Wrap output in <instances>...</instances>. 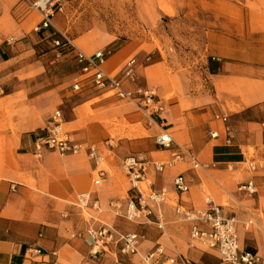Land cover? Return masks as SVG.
Instances as JSON below:
<instances>
[{
  "label": "crops",
  "instance_id": "0c3cea01",
  "mask_svg": "<svg viewBox=\"0 0 264 264\" xmlns=\"http://www.w3.org/2000/svg\"><path fill=\"white\" fill-rule=\"evenodd\" d=\"M14 1L4 0V6ZM32 19L26 18L22 25L29 26ZM57 23L58 18L49 27L38 22L34 29L0 41V81L2 75L7 78L1 70L8 64L19 63L21 72L42 67L49 54L45 49L57 40ZM217 39L227 43L226 49L218 50ZM110 42L97 33L84 32L58 54L66 60L75 58L78 51L92 55ZM204 47V67L193 71L196 77L183 76L179 89L163 81L160 67L142 63L146 51L135 39L103 64L105 73L119 76L125 64L135 60L134 78L121 82L132 97L93 86L76 63L73 93L58 94L55 101L46 97L0 101L1 110L19 108L15 114L0 111V123L16 122L15 131L0 129V264H114L111 256L122 254L116 243L91 255L84 238L88 228L101 226L138 235V253L123 254L129 258L122 264H146L141 255L158 244L166 254L210 263L213 257L208 254L219 259L218 253L198 242L190 246V225L175 211L176 207L199 209L207 198L234 216L241 249L264 259V168L253 172L248 166L250 161H264V28H248L241 35L212 33ZM148 90L162 99L158 101L162 110L154 111L153 103H145L138 92ZM54 110L60 112L71 143L80 145L77 153L60 155L44 149L37 154L35 141L45 134ZM162 129L171 133L176 145L193 153L200 166L194 168L183 159L155 170L153 163L172 158L175 149V145L167 149L156 142ZM208 130L217 137L211 138ZM90 145L102 155L101 161L90 159ZM139 153L148 161V187L166 189L167 196L151 205L154 214L150 218L130 221L123 212L133 191L123 161ZM178 174L189 184L186 193L173 190ZM96 179H100L98 184ZM248 181L254 192L239 188ZM85 192L89 201L81 207L77 195ZM156 215L161 217V228Z\"/></svg>",
  "mask_w": 264,
  "mask_h": 264
},
{
  "label": "rangeland",
  "instance_id": "374dc122",
  "mask_svg": "<svg viewBox=\"0 0 264 264\" xmlns=\"http://www.w3.org/2000/svg\"><path fill=\"white\" fill-rule=\"evenodd\" d=\"M36 1L15 0L5 7L4 0H0V41L38 25L41 16L33 6ZM61 7L52 17L58 18L55 39L73 40L84 32L97 33L101 39L111 41L103 48L111 54L126 42L139 39L146 51L142 63L160 67L158 75L178 89L183 76L196 77L193 71L204 67V43L210 34L241 35L248 28H264V0H62ZM26 18H33L29 26L22 25ZM226 45L217 39L218 50L226 49ZM66 47L46 48L49 54L39 70L21 72L19 63L5 66L1 72L7 78L1 76L0 101H41L44 97L55 101L58 94L73 93L75 58L57 56ZM200 75L203 79L204 74ZM153 88L158 91L156 86ZM6 93L9 94L3 97ZM155 100L162 99L157 96ZM0 111L15 114L19 108ZM5 128L15 131L16 122H1L0 129ZM208 255L213 257L211 262L203 264H221L217 256ZM111 257L114 264L129 258L118 253Z\"/></svg>",
  "mask_w": 264,
  "mask_h": 264
},
{
  "label": "built area",
  "instance_id": "2783aa9c",
  "mask_svg": "<svg viewBox=\"0 0 264 264\" xmlns=\"http://www.w3.org/2000/svg\"><path fill=\"white\" fill-rule=\"evenodd\" d=\"M43 2V3H41ZM62 0H41L34 2L33 6L40 13L39 25L49 27L52 24V17L55 9L60 11ZM54 46L65 47L69 44V40H55ZM111 55L110 50L99 49L92 55H87L82 51L75 53V61L85 79L97 88H111L121 97H132V93L124 91L121 88L123 78H134L135 60L130 59L124 67L123 72L119 76L109 75L104 72L103 64L108 56ZM60 56V54H57ZM78 83L75 81L74 87ZM145 103H153L152 109L160 111L163 106L158 101L154 102L156 92L154 90L138 91ZM225 121V117H221ZM207 134L211 138H216L215 131L208 130ZM156 142L163 148H171L175 145L172 158L166 161H156L153 163L155 170L162 171L168 166H172L175 162L187 159L194 168L200 166L196 156L190 151L176 145L172 135L167 129H162L156 136ZM108 144H110L108 142ZM35 150L37 154H41L44 149L54 150L60 155L77 153L80 151V145L71 143L67 132L62 127V117L60 112L55 111L49 118L45 134L38 137L35 141ZM88 156L96 162L102 160V155L96 152L94 146L87 147ZM148 161L142 154H132L127 156L123 161L125 173L129 177L130 189L133 196L128 200L124 216L127 220L134 221L141 218H150L153 214L151 205L161 203L166 199L167 190H154L148 187L146 177V164ZM249 169L256 171L257 168H264V161L248 162ZM100 179L94 181L98 184ZM173 190L178 194L186 193L189 190V184L182 174H178L173 179ZM240 189L248 192H254L255 187L252 181L241 184ZM89 201L87 192L77 195V202L81 207H86ZM176 213L181 215L189 223L190 246H194L196 242L204 245L206 248L214 250L218 253L222 264H264L257 253L244 251L240 247L239 236L237 231V221L234 216L223 213L222 206L215 203L212 199H205L204 206L199 209H184L176 207ZM120 213L119 210L116 211ZM156 222L161 228V217L156 215ZM84 238L91 247V255H97L104 251L105 247L110 243H116L120 253L136 254L138 253V235L135 233H117L114 230L101 226L99 228L90 227L85 231ZM141 259L146 264H199L182 254L169 255L164 252L162 244L156 245L153 249L141 255Z\"/></svg>",
  "mask_w": 264,
  "mask_h": 264
},
{
  "label": "bare ground",
  "instance_id": "6f19581e",
  "mask_svg": "<svg viewBox=\"0 0 264 264\" xmlns=\"http://www.w3.org/2000/svg\"><path fill=\"white\" fill-rule=\"evenodd\" d=\"M41 0H39V2H40ZM41 3H43V2H41Z\"/></svg>",
  "mask_w": 264,
  "mask_h": 264
}]
</instances>
